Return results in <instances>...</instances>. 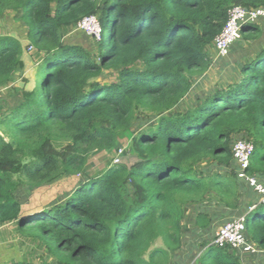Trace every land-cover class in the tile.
Returning <instances> with one entry per match:
<instances>
[{"label": "trees", "instance_id": "1", "mask_svg": "<svg viewBox=\"0 0 264 264\" xmlns=\"http://www.w3.org/2000/svg\"><path fill=\"white\" fill-rule=\"evenodd\" d=\"M233 7L255 11L264 0H0V21L14 14L37 65L25 87L13 85L25 51L0 35V229L15 224L41 250L4 264H243L212 242L220 223L245 214V235L264 252V203L238 178L232 152L240 138L253 143L247 173L264 185V48L240 79L191 99ZM92 16L96 49L64 44ZM260 20L242 29L250 46ZM140 115L153 124L132 141L136 162L111 164L64 205L21 216L19 191L86 178L90 156L113 158ZM190 206L199 211L189 231ZM185 244L200 253L184 255Z\"/></svg>", "mask_w": 264, "mask_h": 264}, {"label": "rangeland", "instance_id": "2", "mask_svg": "<svg viewBox=\"0 0 264 264\" xmlns=\"http://www.w3.org/2000/svg\"><path fill=\"white\" fill-rule=\"evenodd\" d=\"M0 35H12L18 38L23 45L25 54L24 58L26 60V69L25 74L17 73L13 79V85L16 86L23 83V76L26 78H30L31 80L34 79V75L36 73L37 65L34 63V54L35 50L29 46V41L27 38L26 30L14 20V14L9 13L7 16L0 21ZM261 38V35L259 39ZM254 42L257 43L260 40ZM101 40V39H100ZM96 41L92 39L87 34L82 33L81 31L71 32L64 38V44L66 45H77V46H86V49L94 51L97 47V43L100 41ZM242 45L240 47H236L231 54L226 58H218L217 53L214 49L211 50L212 53V63L210 68L206 71V73L201 76L195 83V87L192 92V101L196 97H201L210 91L214 90L215 88H222L226 87L231 83H234L238 79L241 78L240 70L242 65L248 59H242L239 61V66L233 64L236 57H239L244 53V50L249 47V43L242 38L241 40ZM114 80L113 75H109L106 78L107 82H112ZM4 95L7 94V90H2ZM8 97V96H7ZM148 124L151 126L153 124V118L148 116L140 115L137 119L136 124L132 127V129L120 135L118 150L123 148L125 149V158L123 163L125 164H133L136 162V157L131 152V145L134 137L137 135L140 125ZM111 153L107 152H95L89 158V165L87 167V174L88 176H76L69 179H61L56 181L54 184L45 186L44 188H39L33 191L29 189L19 191L17 196L20 197V200L23 203V212L25 215H34L37 212L43 211L44 209H49L55 206H62L67 201V198L73 193V191L83 182L87 180V178L95 177L102 174L109 166H111L112 160ZM210 163H204L203 168L208 167ZM202 169V167H201ZM255 206L249 207L247 213L252 212ZM252 209V210H251ZM191 216H188L190 222L184 225V228L187 230L188 225H190L193 220H191ZM226 223V222H225ZM225 223H220L217 231L220 227H222ZM216 231V232H217ZM216 234V233H215ZM186 235V234H185ZM188 235L186 236V239ZM11 244L9 243L8 246L14 247L17 246L20 250L21 255H28L31 253L40 254L41 250L37 248L36 244H33L28 239H24L16 230L11 232ZM190 240V239H188ZM193 241V240H191ZM258 249V247L255 245ZM198 247L195 249L196 253L198 251ZM261 251L260 249H258ZM197 254V253H196ZM194 254V255H196ZM242 258V256H241ZM243 264H264V252H258L256 254L251 255H244L242 258ZM194 264V262H192Z\"/></svg>", "mask_w": 264, "mask_h": 264}, {"label": "built area", "instance_id": "3", "mask_svg": "<svg viewBox=\"0 0 264 264\" xmlns=\"http://www.w3.org/2000/svg\"><path fill=\"white\" fill-rule=\"evenodd\" d=\"M261 18H264V8L255 11H248L242 7H233L229 11L228 20L223 30L214 41V48L218 58L228 57L233 45L241 40L243 27L247 24H253ZM77 30L84 32L97 41L101 39V26L98 19L94 16L82 20L79 23ZM232 152L236 162V173L238 178L244 180L251 188H253L254 191L262 197L261 202L264 203V185L260 183L257 178L250 177L247 173L254 153L253 143L245 138H240L235 142ZM124 158L125 149H117L111 161L112 166L122 164ZM245 218L246 216L237 218L220 227L215 234L212 245L220 248L229 247L231 250L240 254L242 258L244 255L261 252L245 235Z\"/></svg>", "mask_w": 264, "mask_h": 264}, {"label": "crops", "instance_id": "4", "mask_svg": "<svg viewBox=\"0 0 264 264\" xmlns=\"http://www.w3.org/2000/svg\"><path fill=\"white\" fill-rule=\"evenodd\" d=\"M259 25L261 26V29H262V35H261L260 41H258L255 44L253 43L251 46L247 47L244 50V53L242 55H240L239 57H236L233 64L238 65L239 64L238 62L241 61L242 59H247V58H250L254 55H257L264 48V19L259 21ZM74 32H77V31H74ZM82 33H84V32H82ZM83 48L86 49V46H83ZM87 50H89V49H87ZM44 187L45 186H43V188ZM40 188H42V187H40ZM198 211L199 210L197 208H195V206H190L187 209L186 220L184 221V225L186 223L190 222L188 219V216L193 217V218H191V220H193V222L190 225H188L189 231L193 229L192 224L194 223L195 218L198 215ZM23 213H25V212H23ZM243 216H246V214ZM14 230H16L15 224H11V225L5 226V227L0 229V264H4V263L10 262V261H20L23 259V255H21L20 250L17 246H15V247H14V245H13V247H10L12 245L8 246V244L11 242V240H10L11 232H13ZM188 239H190V240H188ZM186 240L188 243H195L194 238H192L190 236H188V238ZM191 240H193V241H191ZM195 246L197 248L198 244ZM199 248H200V246H199ZM195 249L192 250L188 246V244H185V246H184V253L185 254L184 255H188L190 253V251H192L193 254L200 253V249H198V251L196 253H194Z\"/></svg>", "mask_w": 264, "mask_h": 264}, {"label": "water", "instance_id": "5", "mask_svg": "<svg viewBox=\"0 0 264 264\" xmlns=\"http://www.w3.org/2000/svg\"><path fill=\"white\" fill-rule=\"evenodd\" d=\"M19 86H20V87H23V84H19ZM21 216H22V217H28L29 214H28V215H25V213L22 212Z\"/></svg>", "mask_w": 264, "mask_h": 264}]
</instances>
